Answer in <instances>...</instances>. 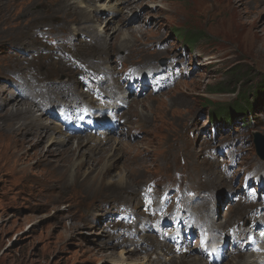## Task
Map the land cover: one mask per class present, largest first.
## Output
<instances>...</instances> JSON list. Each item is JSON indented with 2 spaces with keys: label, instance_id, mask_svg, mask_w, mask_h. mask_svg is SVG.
I'll return each mask as SVG.
<instances>
[{
  "label": "rangeland",
  "instance_id": "rangeland-1",
  "mask_svg": "<svg viewBox=\"0 0 264 264\" xmlns=\"http://www.w3.org/2000/svg\"><path fill=\"white\" fill-rule=\"evenodd\" d=\"M140 1L137 7L123 8L122 13H109L103 8L86 9L90 15H84L70 0H0V4L4 2L0 7V103L17 90L46 104L53 93L41 87L49 86L51 90L56 77L62 75L66 80L61 88L64 84L68 88V80L76 77L80 83L75 96L88 93V98L83 100L82 95L77 103L90 102L91 98L93 104L100 106V97L94 98L96 94L92 95L88 88L100 80L103 83L97 82L98 88L100 84H113V79L106 81L107 77L95 73L104 72L105 66L117 67L119 73L112 77H120L119 83L126 76L131 78L137 68L148 75L156 72L155 75L163 76L174 68L180 72L178 79L165 86L153 85L150 80L142 88L137 80L131 88L121 83L113 89L114 94L125 90V103L116 100L120 103L114 115L105 108L99 111L107 112L112 126L121 118L124 132L130 125L143 128L126 136L115 132L105 141L107 147L116 135L124 146L121 156L109 157L115 166L104 177H99L104 159L100 154L96 156L98 152L94 156L88 151L74 155L72 158L83 162L82 175L75 183L68 178L70 161L59 154L45 158L41 153L44 140L37 142L32 134L8 131L3 114L10 107L0 106V264H114L111 255L122 248H133L135 241L142 248L132 254L133 259L151 253L155 259L158 252L166 259L173 248L166 250L163 246L170 245L175 247L176 258L184 249L181 252L186 260L198 255L194 250L200 235L199 230H192L193 225L171 218L178 207L187 210L184 206L190 210H212L208 212L212 223L225 226L220 241L228 259L219 264L230 263L231 250L246 242L247 237L230 241L229 226L240 230L253 221L242 213H235L229 222L223 216L239 200H264V159L257 154L251 136L252 131L264 135V108L245 119L235 116L226 124L210 117L216 107H230L237 102L236 92L244 94L249 102H255V97L264 101V22L254 26L264 20V0H235L233 11L229 10V0ZM91 16H97L99 22ZM97 25L108 33L110 45L106 54L100 49L103 40H92ZM109 26H116L121 32L112 31ZM127 30L133 41L122 40ZM49 37L56 47L49 46ZM122 42L133 44L132 51ZM191 57L195 62L190 61ZM208 57H213L210 63L200 64ZM167 58L165 66H160L159 62ZM19 74L27 76L21 77V83ZM87 76L92 81L84 80ZM156 87L158 90L154 91ZM39 91L42 97L36 99ZM70 100L67 107L76 112L71 119L84 116L78 113L80 106ZM130 102L134 104L128 108ZM54 103L52 110L59 105ZM43 113L44 123L55 124L54 111ZM72 135V148L79 139L90 136ZM17 137L30 141L17 147L24 159L15 161L9 153ZM92 157L98 163L92 165V173H86ZM121 171L125 173L124 181L117 178ZM158 203L159 207L154 205ZM143 210L149 217L140 213ZM124 211L127 234L121 231ZM41 213L47 217L36 219ZM255 216L262 218L260 214ZM193 224L196 226L194 221ZM256 230L257 226L249 235ZM220 236L214 240L218 242ZM149 239L162 247L149 246ZM235 255V259L239 257ZM157 262L153 260V264Z\"/></svg>",
  "mask_w": 264,
  "mask_h": 264
},
{
  "label": "bare ground",
  "instance_id": "bare-ground-1",
  "mask_svg": "<svg viewBox=\"0 0 264 264\" xmlns=\"http://www.w3.org/2000/svg\"><path fill=\"white\" fill-rule=\"evenodd\" d=\"M70 1L74 4H76V6H78V8H80L79 13H81V14L83 13L84 15H86V13L88 12V11L86 12V9L87 10L90 9V10H94V11H102L103 8L107 9V11L109 13H112V12H113V14L116 12L122 13L123 8L124 9L125 8L131 9L134 6L137 7V4L142 3L141 1L139 2V0H114L111 3H102V4H98L97 0H70ZM90 1H94L96 3H94L93 5L90 6L87 4ZM229 3L231 4V7L229 8V10L233 11L236 8L234 5L235 0H229ZM97 4H98V6H97ZM132 4H134V5H132ZM3 5H4V2L2 4H0V7H2ZM150 7H152V4ZM88 15H90L89 12H88ZM91 17H93L92 19H95L96 22H99L97 20V16H91ZM88 20H89V18H88ZM91 22H92V20H91ZM263 22H264V20L256 22L254 24V26H259ZM112 23H113V21H112ZM85 26L86 25H84L83 28ZM108 28L111 29L112 31L113 30L116 31L119 29L116 26H109ZM74 30H76V29L74 28ZM120 30L121 29H119V32H121ZM129 32L130 31L127 30L123 34L122 40L124 42H130L132 40V38H131L132 35L129 34ZM131 32H133V31H131ZM92 36H93L92 40L95 43L103 40V41H101L102 45H100V49L103 50V53L106 54L107 52H109L108 47H109L110 43H109L108 38H107L108 33H106V29L101 28V26L97 25L93 29V35ZM124 42H122V43L125 44ZM132 45L133 44H131V45L129 44V45H126L125 47L127 48V50L132 51V49H131ZM262 48H263V45H262ZM196 55H199V54L197 53ZM212 58L213 57H208L205 59L204 62H202L200 64L210 63L212 61ZM101 59H104V57H101ZM190 61L195 62V58L191 57ZM146 64H147V62H146ZM104 70H105L104 72L99 73L98 71H96L95 73H97V75L102 74V76L107 77L106 81L113 79L112 80L113 84H110V83L109 84H100V86H99L100 88H98L96 83L102 82L100 80V81H94V85H92V87L88 88L92 95L96 94V97H94V98H97V96L100 97V99H101V101H100L101 105L100 106L93 104L92 102L94 100H91V98L89 99L90 102L77 103L76 101L81 99L82 95H83V98H82L83 100H84V97L88 98L89 97L88 93L84 92L82 95H80V97L75 96L76 86L80 83V81L78 79H76V77L74 79L68 80L69 81L68 88L64 87L66 84H64V86H63L64 88L63 87L61 88L60 85L65 83V80H66V79L64 80L61 78L62 75H60V77H56L55 86L52 87L51 90H49V86L41 87V89H43L45 91H51V93H53V95H51V98L47 100L46 104L42 105L39 101H36L33 98H31L30 94H27V95L24 94L23 95V94L17 92V90L14 89L13 86H12V88L14 90H16L15 91L16 93L11 92L9 95L7 94L5 101L0 103V106H4L6 104L8 106V108L10 107L3 114V117L5 119H7V121H8V126H9V128L7 127L8 131L11 129L13 134H17V132H18L20 135H22L23 133L24 134H32L35 137V139H37V142H41L42 140H44L45 141V146H44L45 149L42 150L41 153H43V156L45 158L48 156H54L55 154H59L61 156H64L66 161L71 162V163L69 162L67 164L69 166L68 167L69 168L68 178L73 183L79 181V178L82 175L81 167L83 166V162L81 159L77 160L78 157L72 158L74 155L80 156L85 151H88L90 154H92V156H94V154L98 152L96 154V156H99V154H100L101 159H102V156L104 159L102 169L99 170V174H100L99 177H104L107 175V172L111 169V167L113 168V166H115L114 163L109 161V157H111V155H116V154L118 156H121L122 155L121 149L124 146L123 140L120 139L116 135L113 139V142L109 143L107 147L104 146L105 141L115 132L120 136H126V135H129L130 132L134 129L143 128V127L139 128L138 126L136 127V126L130 125V126H128V130L126 132H124L123 126L120 125V123L122 124L121 118H120L119 123H114L112 126L110 124H112L113 121L109 118V115H107V112L103 113L102 111H99L103 108H105V110L111 109V113H112V115H114L116 112V109L118 108V104L120 102L122 104L125 103V99H126L125 90L122 89L123 91H121V89H120V91L117 92V94H114L113 93L114 88L119 86L121 83H126V87L131 88L132 82H134V81L137 82V80H138V85L141 86L142 88L146 87V85L150 82V80H152L151 84L156 85V83H158L157 86L160 87V86H165V84L168 83L169 81L170 82L175 81V80H173L174 78L178 79L180 77V72H178V70L176 71L175 68L172 71L169 70L166 73L164 72V75L162 74L163 76L155 75L156 72L153 73L154 69L150 70L153 74L148 75V74H143V69L137 68V70H135V74L132 75L131 78H129L130 75L128 77L126 76V78L121 79V81L119 83L118 80L120 79V77L119 78H117V76L112 77V75L115 76L119 73V71L117 70V67L115 65L105 66ZM144 71L146 72V70H144ZM151 72H149V73H151ZM150 76H151V78H150ZM90 77L91 76H87V77H85L84 80L87 79V81H88L89 79H91ZM93 77H97V76L93 75ZM31 79H33V78H31ZM122 80H125L126 82L125 81L122 82ZM91 81H92V79H91ZM127 82L129 85H127ZM23 84H25V83H23ZM18 88L22 89L23 87H18ZM28 88L31 89V92H34V88H32L31 86ZM120 88H123V85ZM116 89H118V87ZM157 90H158V87L155 88V91H157ZM77 94H79V93H77ZM40 97H42V92L41 91L36 92V99L40 98ZM53 97L56 99H54ZM69 99H71L70 101L76 102V104L74 106H80L81 110H79V112H78L79 115L86 114V116L82 117L81 119L86 123L90 122L91 120L96 121V127L91 126V125H87V127H81L80 125H78L76 127L70 128L69 126H67L65 124L64 120L71 119L76 113L75 111L72 110L73 107H69V106L67 107L66 103H67V101H69ZM131 99H134V98H131ZM26 100H27V102H26ZM116 100H120V102L117 103ZM56 101H57V103H59V105L57 106L58 108L52 110V105L55 104L54 102H56ZM131 101H133V100H131ZM131 103L132 102H130V104H128V108L130 107V105L132 106L134 104V102L132 104ZM107 104H110L112 108L107 106ZM41 106L43 107V109L41 108ZM91 107L94 108L95 110H93ZM106 107H108V108H106ZM46 110L49 113H52L53 111L55 112V113H52L53 114L52 119L54 117H57V115L60 113L61 114V121L55 122V124H51V122L50 123H46V122L44 123L42 121L41 115L44 114L43 112H45ZM16 117L21 121L15 120ZM146 120L147 119H145L144 121H146ZM119 128H120V130H119ZM117 129H118V132H117ZM144 131H146L148 133L149 130L144 129ZM70 132H75L78 135L88 134L90 136L87 138L79 139L77 141V144L74 146V148H72L71 144H69V143H71V139H72L73 135ZM28 141H30V139H28L27 137H24V138L23 137H20V138L17 137L14 140V146L10 150L9 155L14 157L15 161L24 159V156L19 155L18 152L20 151V148H17V147L19 145L23 147V143L28 142ZM15 144H16V148H14ZM66 144H67L66 147H62V145H66ZM79 150H80V152H79ZM97 163H98V161L93 159V157H92V159L89 161V164L91 165V167H88V170L86 171V173H92L94 171V168H95V166H92V165H95ZM6 167H7V165H6ZM86 173H83V177ZM222 176L223 175L216 177L217 181H220L221 179H219V178H222ZM124 177H125L124 171H121L117 175V178L120 181L121 180L124 181ZM239 202L240 203L236 204V206L231 211L227 210V212L224 214L223 217L225 219L228 217L227 221L229 222V221H231V219H233V215H235V213L236 214L242 213L243 215H246L245 217H249L248 219L250 221H253V223L250 224L248 227H240V230H236L235 228H231V225L229 226V230L231 231V234H232V235H230V241H232V242L239 241L243 237H247V240L245 242V245L240 243V244L236 245V247H238L237 250L234 249L231 251V253H230L231 258L229 259L230 263H228V264H264V214H263L264 213V200H260L259 202H256L254 200L250 201L247 198V201L241 202V200H239ZM151 203L153 205V202H151ZM154 205L159 207V203L154 204ZM151 207H155V206H151ZM184 207L187 208V210L184 209L183 207H178L177 210L173 211V213H172L173 215L171 216V218L180 224L183 223V221H184L183 224H191V226L193 225L192 230H195V229L199 230L200 243L198 244L197 248L194 250L199 256L193 255V257L184 260L183 256L185 254L181 252L182 250H184V249H182V250H180L181 254L176 258L173 256V250H175V247L168 245V246H163V247H166V250L172 249V248H173V250H171L169 252L170 254L166 259H165V257L163 259V257L161 256L162 254L160 252H158V254H156L155 259H154V257L152 258V256H151V254H153V253L146 254V256H144L143 258L133 259L131 257L132 254L134 252H136L138 249L142 248V245H141V247L138 248L137 241H135V243H132L134 245L133 248H122L121 250L118 251V253L112 254L111 255L112 258H110V261L114 264H153V260H158V262H157L158 264H165V263L166 264H219L221 262H225L228 258L225 257L223 252H222L223 243H221L222 241H220V239H221L220 235L222 234L221 231H223V228L225 226L223 224L215 225L212 223L213 217L211 215H209V213L212 212V210L209 211V209H208V211L207 210L201 211L199 207H198V209L193 208V210H190V208H188L187 206H184ZM146 211L147 210H143L140 213L141 214L145 213V215L147 217H149L146 214ZM177 211H181V212H177ZM214 214H215V212H214ZM256 214H260V217H262V218L255 216ZM187 216H189V219H186ZM46 217H47L46 214L41 213V215H39L38 218H36V219H44ZM240 218L244 220V217L242 218V216H241ZM185 220H186V222H185ZM193 221L196 223V226L193 224ZM142 222H143V220H140V224ZM207 222H208V224H207ZM255 226L258 227V230H256L257 233L254 232V234L249 235V231H253ZM123 234H125V232H123ZM145 236H147V235H145ZM145 236H141L139 238H143ZM217 236H220L218 242H216L214 240V238H216ZM175 237H177V236H175ZM196 237H198V236H196ZM132 239H133V237H132ZM149 240H150L149 243L147 240V244L149 246L162 247V245H163L162 244L160 246L157 243L158 241H156L154 239H149ZM130 241H131V239H130ZM144 241H146V240H144ZM239 246H242V247H239ZM210 248L211 249L214 248V251L218 255L217 259H215L214 257H212L210 255H207L208 250ZM185 252L186 253L189 252L188 249H186ZM240 252H246V253L241 255L242 253H240ZM178 253H179V251H178ZM235 254H238L240 258L238 257L235 259V257L237 256ZM203 256H205V258H203ZM229 260L227 262H229Z\"/></svg>",
  "mask_w": 264,
  "mask_h": 264
},
{
  "label": "trees",
  "instance_id": "trees-1",
  "mask_svg": "<svg viewBox=\"0 0 264 264\" xmlns=\"http://www.w3.org/2000/svg\"><path fill=\"white\" fill-rule=\"evenodd\" d=\"M237 102L235 101L232 106H218L216 107V111L211 113L210 119H215L220 121L221 123H229L230 119L235 116H244V119L247 118V115H254L255 111L259 108H264V101L260 102L255 97V102H249L246 100V96L244 94H240V92H236ZM243 95V97H242ZM253 99V96H252ZM258 101V102H257ZM261 104L257 107V104ZM262 106V107H261ZM260 111V110H259ZM245 123V120H243ZM243 124V123H242Z\"/></svg>",
  "mask_w": 264,
  "mask_h": 264
},
{
  "label": "water",
  "instance_id": "water-1",
  "mask_svg": "<svg viewBox=\"0 0 264 264\" xmlns=\"http://www.w3.org/2000/svg\"><path fill=\"white\" fill-rule=\"evenodd\" d=\"M166 60L161 61V65H164ZM253 143L255 150L261 159H264V135L257 131H252Z\"/></svg>",
  "mask_w": 264,
  "mask_h": 264
}]
</instances>
